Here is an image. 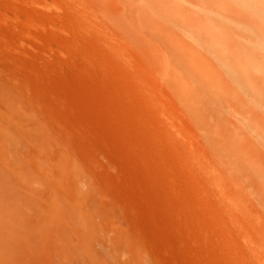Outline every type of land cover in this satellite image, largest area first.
<instances>
[{
    "label": "rangeland",
    "instance_id": "1",
    "mask_svg": "<svg viewBox=\"0 0 264 264\" xmlns=\"http://www.w3.org/2000/svg\"><path fill=\"white\" fill-rule=\"evenodd\" d=\"M30 1H32V2H30ZM35 1L36 0H0V34H2L7 39L6 40L5 38H3L2 40H0L1 41L0 42V51H2V53H4L5 55H8L9 57L10 56L13 57L12 59L15 58L14 60H15V62H17L16 64L17 65L19 64L17 66V68H18L17 73L19 72L18 74L20 76L27 77L30 80L31 84H30L29 90H31V88H34V89H32L31 91L28 90V92H29L28 94L33 96L32 97L33 98L32 99V106L30 105L31 107L30 106H28V107L30 108V110L34 111V113L32 114L34 116V118H35V115H34L35 112L37 110L44 109L42 107L46 106L48 109L50 107V110H52V114H54L53 122L55 124L59 123L58 125L57 124L55 125L52 122V125H50V124L46 125L45 119H44L45 117L40 118L41 121L43 122L41 124L42 129L41 128L40 129H41V132H43V133L39 132L38 133L39 136L37 135L36 139H37V141L38 140L43 141L47 146V151H49L48 153L50 154V158L52 161L48 165V175L50 176V179L48 178L47 183L44 187H42L40 185V183L38 184L37 181H34V183L32 184L30 195L32 196V198H35L36 200H37V198L42 199V197H44L47 199V201L50 200L49 202H51L52 199H53V201L55 200L56 195H57V197L62 198V196H60V195L64 194V187L62 189L63 185L60 186L58 184V186H57V184H56L57 187H54L55 185H54L53 180L51 178V175H52V177H55V175H57L56 167H57L58 162L56 163L54 161H57L56 158H58L57 157L58 153L60 154V152H58V151H62V150L69 151L68 146H66L67 150L64 147H62V148H64V149H62L60 146V142L62 143L66 139V138H64L65 135L62 133V131H59V130H61L60 126H59L61 124L60 122H62L63 120H66L68 122H71V120H72V121L77 122L78 124H82V126H81L82 128L79 125H78V127H76L78 130L75 129V131H74L73 128L70 129V127H68L70 130L67 128L66 131L69 133V134L67 133L68 136H70V134L74 131L72 133V134H74V137H76L77 140L80 138V141L76 140L77 146L84 147V148L86 147V150L89 149L88 150L89 154L92 155L100 163L99 164L98 162H94L93 166L91 165L93 167V168H91L92 170L90 168L89 169L84 168L83 175H84V178H88V180L91 179L93 184L96 186L98 185V181H99V186H98L97 190H99L100 192L99 191L98 192L101 194H98L97 191L96 192L91 191L89 189V186L85 183V180H87V179H85V180L83 179V182H82L83 184L80 182L81 184L79 183L78 187L80 186L79 187L80 190H82V189L84 190V192L82 190L83 193L81 195H83V200L86 203L84 204L83 203L84 201L81 200L80 209H78L75 212L76 215L75 214L72 215V217L75 218V219H73V223H75V226L72 229V231H70V232H69V230L66 231V234H64L63 240L62 239L58 240L56 243H53L50 245H43V244L41 245L40 243L37 242V239L39 237L41 238L42 236H44L45 233H47L52 239L54 237H56V230H54L53 224L56 222L61 223V222L66 221L70 216L69 212H67V211L65 212L63 210H55V212L51 213L49 218L38 219V214L35 211H33V213H31V215H28L27 219L15 221L16 227L18 226L19 229L22 231V233L23 232L28 233V234L30 233L29 235H30V237L33 241V244L37 250L38 255L34 256V258H33L34 261L32 260V264H160V263L164 262L163 258L165 259L164 254L166 253V250H167L166 254H169L168 253V250H169V252H170L169 255H171L172 257L169 255H168V257L171 258V260L174 264H229V263L230 264H241V263L247 264L248 262H249L248 264H258V262H261V261H262V263H264V257H262V256H264V247L261 249V244L260 243L258 244V242L255 241L256 240L255 236H253V235H255L253 233L255 230L254 228L257 227L256 224L259 223L261 220V218H259L258 214H257V211L260 209L255 208L254 206L250 205L249 203H247V204L246 203L245 204L239 203L238 204V202H242L241 197H240L241 195H245V194L253 195V194H255L258 191V188L260 187V185L262 184V179H261V181L260 180L258 181V179H260L261 177H258L257 175H256L257 177L253 176V174H252L253 170L251 168L249 169L250 166H248L243 161V159L241 158V156L243 157V155H241V154H243L245 152V150H242V149H243V145L245 144L244 140L247 139V137H248V135H247L248 132H247L246 128H244L243 123H245V125H246L249 123V120H252V119L254 120V121L252 120V122L257 121V122L264 123V113H262V109L264 110V106H263L264 104H261V102H259L260 106L257 105L256 104L257 102L255 101L254 98L253 99H254L255 103H253V101H251V103H249L250 102V100L248 101L249 98L244 96V99L246 100V104H247V109H249V111L236 109V113H234L235 110L233 109V111H232V109L227 106L228 104L226 105L224 100H221V102L217 101V100H220L219 97H217L219 99H217L216 97H213L214 101H213V99H210V101H209V99H208V101L204 100L205 102L201 101L202 103L200 101H198L201 103V104L199 103L202 106V107L201 106L200 107L206 110L205 112L208 111L209 113L210 112L213 113V114H211V116L209 118V114H208V116H206L207 114L203 110L204 114H206V115H204V117L202 119L203 124L205 126H206L207 121L205 120L206 122L204 123V119L209 118L210 122H208L207 125L209 123H211V124H213L212 127L216 128V129L220 128L221 130L220 129L219 130L222 132L223 131L222 129L226 128V127H225V124L221 121V118L222 119L226 118L228 120H231V122H232V120H233L232 116L234 115V120H233L234 123L232 122L233 125H230L229 128L231 130L234 129V131L233 130L231 131V133H233V136L230 134V138L232 139V137H233V140L230 141V144H231V146L233 145L232 146L233 148H231V150L235 153L234 154L235 156L232 153V155L235 158L234 159L231 158L233 156H230V158L235 160L236 162H237V160H239L241 158L239 161H241V160L242 161H241V163L237 162V164H236L233 160H231L233 162V164H231L232 162L230 161L229 157H228L229 160L226 157L224 158V160H221L222 158L219 156L216 157V160L218 161V163H220V164H218V165H220V167H222L223 169L224 168L226 169L223 171V172H225L224 176H227L226 173L228 170L230 171V172H228V177L231 176L230 173H232V172H233V174H236V175H232V176L237 177L235 179V181L236 182L238 181V185L233 183V181H234L233 180L232 182H230V184L232 183V185H230V186L233 187L234 186L233 184H235V187L237 186V190L234 191V193L235 192L239 193V191H240V193H239L240 196L238 197V195H237L238 193L237 194L236 193L235 194L229 193V188H228L229 184H226V181L221 180L218 182H210L209 176L212 175L213 177H215L219 174L215 170V166H213L214 164L210 165L213 168V169H211V173H212L211 175L205 174L204 172H201V171H200V173L195 171V166L192 165V164H194V162L196 164V162L203 160V161L199 162L200 164H202L200 166L203 168L206 167L205 163L208 164V162L202 156H201V158H199L200 155L197 154L194 150H191L188 147L190 150V152H189V150L187 149L188 139L186 137V134H187L186 128H184V129L182 128L184 130V133H186V134H184V133L183 134H178V133L176 134V132L174 130H172L170 127L167 128L168 126H166L167 124L165 121H166V114L167 113H168L167 115H172V113L174 114V111L177 109H180V110L182 109V112H185L184 108H186V111H191V113H193V111H197V109L200 108L199 106H197L199 104L195 103V102H197L196 101L197 98L192 99L193 102L195 101L194 104H193L192 100L190 99V101L192 103H190L189 101H187V102L185 101V104H184V102L179 103L178 105H174L175 108H172L169 105L171 103L169 100L158 102L159 98L157 96L146 95L147 90H151L153 87L154 88L152 90H154L155 87H160L161 86L160 84H162V86H163V83L161 82V78L157 74H154V70H152L151 68L150 69L153 73L149 72L150 69H149V66H147V64L140 61L139 59H136L138 64L137 63H134L133 65L131 64L133 67H131V65H129L130 67L128 65L125 66V64L123 65V63H121V61L120 62L116 61V59H113V61H112L111 59H108L106 57V54H105L106 52L104 53L98 49H94L93 47H91L85 43H82L80 41L77 33H76L77 32L76 31V24H75L76 20L74 18L75 15L73 13L74 12V9H73L74 6L70 1H68V0H55V4H57L58 6L56 5L55 10L50 11V15L52 16V21H51L50 17L46 16L47 11H46L44 6L43 7L34 6ZM66 4H67V6H66ZM67 11H70V17L68 18L70 21H68V19H67V21H64V18H63ZM101 12L99 11V14L97 13L98 16L99 15L101 16L100 18H104L109 14L107 11H104V12L101 11ZM21 15L28 16L29 17L28 19L31 18L32 20L30 19L28 21H34L33 22L34 26L33 27L28 26L27 27V25H25V23H24L25 18H22ZM35 16H37V17H35ZM4 17H7V18H4ZM1 18L3 19V22H2ZM37 18H39V19H37ZM5 19H7V20L4 21ZM46 19L50 20V21H46ZM55 19L57 20L56 22H55ZM8 20H10V21H8ZM4 22H5V24H4ZM65 22H67V24ZM53 23H57L56 26ZM12 24H13V26H12ZM20 24H21V26H23L24 29H22L20 27ZM52 24H53V27H52ZM60 24L65 26V29L67 32L63 31V32L58 33L60 31L59 30ZM55 28H58V29H55ZM69 28H70V30H69ZM72 28L73 29L75 28L74 29L75 32L72 31L73 30ZM19 31H24L29 36V37H27V40L25 42H22L19 40ZM64 32H66V33L64 34ZM62 33H63V35H62ZM42 39H43V41H42ZM242 39H244V41H245L247 39V36H246V38L245 37L240 38L239 41ZM8 40L12 41V44L10 46L7 45ZM48 41H50V42H48ZM256 41L259 42L258 40H256ZM1 43H3V44H1ZM76 43L78 46L76 45ZM243 43H245V42H243ZM50 44H54V46H52ZM27 45L29 47H27ZM4 46H5V48H4ZM68 46H70V47H68ZM8 47L10 49H6ZM14 47H16V48L18 47L17 49L20 48L18 50V52L22 51V50L25 51L29 58H27V56L25 58H20L18 55H16L17 49ZM132 47H133V45L131 43H128L126 45V47L122 48V51L130 49ZM57 48H59V49H57ZM15 49H16V51L14 54ZM46 49H48V50H46ZM102 56H103V58H102ZM169 60L166 59V60H164V62L165 61L168 62ZM169 62L171 63V65L169 64ZM169 62H168V64L165 62L167 64V66L168 65H170V66L174 65L172 61H169ZM2 63H4V62H0V66H1L0 67V75L3 76L5 74L4 72H8V68H7V66H5L6 65L5 63L4 64H2ZM140 64L142 65V68H141V66H138ZM191 65H194V67H192ZM187 66L186 67L188 68V72L186 74H188V75H186V78L188 80H189V78H190V80H192L194 78L192 81H194L195 83L200 84V85L206 84L209 81L210 82L216 81L217 77L219 75L220 76L218 77V81L219 80L223 81L222 79H224V81H225L228 78L225 76L227 73H225V75H224L223 74L224 72H229V73L232 72V74L234 73V71L228 70L229 68L228 69L223 68V67L219 68L218 66L214 67V68L210 67L211 71L212 70L214 71V69H215L216 70L215 73L216 74L218 73V76H215L214 73H213L214 75L212 74L213 71L211 72L208 67H202L198 63L197 64L191 63L190 65H187ZM143 67H144V69H143ZM132 68L134 69V71L132 70ZM193 68L198 69V72L195 73L196 75L195 74L193 75V73H191L192 71H189V69L191 70ZM203 68H205L206 74H205V72H203L204 71ZM143 70L146 72L144 73ZM217 70H219V71H217ZM1 72H3V73H1ZM148 72H149V74H148ZM8 74H9V72H8ZM190 74H192V75L189 76ZM6 75H7V73H6ZM6 75H4V76H6ZM205 76H206V78H205ZM221 76H222V79H221ZM229 76H230V74L228 75V77ZM206 79H207V81H206ZM127 80H129V81H127ZM190 80L188 82H190ZM192 81H191V83H192ZM203 81H205V83ZM126 85H128L127 87H129V88H127ZM242 86H244V85H241V84L239 85L240 88L244 89ZM235 87H238V86H235ZM134 89H136V90H134ZM138 89H143L140 92V94H139ZM38 90H39V92H38ZM130 92L132 94H130ZM201 92H199L198 96L201 95L200 94ZM39 94H41L42 96L45 97V102L43 104L40 101V99H38L36 97ZM204 95L205 94H202V96H204ZM135 96H136V99L134 98ZM55 97L58 98L59 100L58 99L57 100L60 101L61 104L63 105L62 110H61L62 105L60 103L58 104L57 100L55 101ZM140 98H142V99L140 100ZM255 98H256V96H255ZM156 99H158V100H156ZM130 100H131V102H130ZM137 100L139 103L137 102ZM142 100L145 102H143ZM211 100H212V102H211ZM161 102H163V103H161ZM207 102L213 103V105H212L213 107H211V109L214 108V105H216V104L218 107L215 106L216 107L215 110L222 107V105H223V107L224 106H227V107L224 108L225 111L223 108H221L219 110V113H218V111L215 112L214 109H212V111H211V109H210L211 105L209 106V108L204 107ZM141 103H143V104H141ZM209 103H208V105H209ZM4 104H5V102L0 101V110H2L3 113L6 110V104L5 105ZM65 104H67V105H65ZM138 104H140V105H138ZM253 106L256 108H254ZM257 106L261 109V111L257 109ZM2 107H4V108H2ZM68 108H70V109L72 108L71 109L72 116L70 114L71 111H69L70 109L68 110ZM65 109L68 110L69 112H67ZM98 109L101 111V113L98 111ZM123 109H124V111H123ZM63 110H64V112H62ZM74 110H77V111L75 112ZM171 111H172V113H171ZM226 111H229V113L227 112L228 114H226ZM245 111L248 112L247 114L249 116L246 115ZM53 112H55V113H53ZM77 112H81L82 114L81 113L78 114ZM128 112H129V114H128ZM63 113H64V115L61 116V114H63ZM89 113H91V114H89ZM231 113H234V114H231ZM214 114H219L218 118L222 115L223 116L220 117L219 118L220 120H219L217 118V115L215 118ZM238 114L240 115V117L241 116L242 117L247 116L248 120L244 117V118H242V120H243L242 121ZM235 115L237 116V118L238 117L240 118L239 121H238V119H236ZM84 116H87V117L84 118ZM73 117L75 120L73 119ZM92 117H94L93 120L95 119V122L96 121L99 122L98 126L100 128H102V130H104L105 127H107L108 130H110V134L112 133V134H114V136H117V134H118V131L116 134L115 130H113V129H117V127L115 128V126H120V124H119L120 122H121V125H123L125 123L123 125V127H125V129H124L125 134L131 138L135 137L139 141L138 145L136 146V148L138 147L137 150H135L136 148H132L133 150L136 151L135 152L136 154H134V152H132L133 151L132 149L130 151L126 152V154L128 155V157H126V159L128 161V165L130 164L129 166L127 165V168L129 170L130 176L132 175V177L130 178L131 181H130V179H129V181L132 183V187H134L132 192L135 195V197H134V195L132 194V196H130V198H128L129 203L125 202L126 200H124V199H120L118 196L116 198V195L114 193H112V191L109 192L106 188L108 186L109 180L112 181V178H113V181L115 179H116L115 181H117L116 175L119 177L117 184L120 183L119 180H120L122 175L119 172L120 168L116 169V167H118V165L117 164H116V166L114 165L115 160L112 157L109 150H108L109 152L108 151L107 152L110 155H107L108 154L106 152L107 149H105L107 146L105 145V142H103L104 140H101L104 138L105 135H107V134L110 135L109 132H107L108 130L106 131L107 128L105 129V132H107V133H105L103 131L104 133L102 135L100 133H96L94 131H91V129L88 128V126L86 127L85 123H87V125H88L87 120H90ZM230 117H231V119H230ZM65 118H67V119H65ZM76 118L79 120H77ZM103 118H105V119H103ZM115 118H116V120H118V122H116L115 123L116 125L113 126ZM213 118H214V120H213ZM81 119H84V121L83 120L81 121ZM85 119H87L86 120L87 122H85ZM111 119H114V121H112V123L110 121ZM161 119L163 122H161ZM216 122H218V123H216ZM100 123L103 125L102 127H101V125H99ZM126 123L129 125H127ZM163 123H165V124H163ZM241 123H242V125H241ZM47 124H48V122H47ZM239 124H240V126H243L244 130L240 131L238 129V128H242V127H239ZM47 126L50 128H48ZM141 126L143 127V129L141 128ZM85 127L87 128L86 129L87 131L85 130ZM109 128H111V129H109ZM89 129L91 132L89 131ZM165 129L171 130V131H169L170 135L168 134V131H167V133H165V131H166ZM237 129H238V131H237ZM76 131L80 134L78 135ZM201 132L202 133H200V135H201L200 139H205V137H206L205 132H203V131H201ZM72 134H71V136H72ZM92 134L95 137H93ZM263 134L261 135L262 137L264 136ZM101 135L103 136V138ZM249 136H251V133H249ZM59 137H60V139H58ZM141 137L143 139H141ZM174 138H175V140H174ZM217 138H218V140H216V143L215 142H214L215 144L212 143V144H214L213 145L214 147L212 145L211 146H212V148L217 149V150L215 149V151L222 152L224 150V146L222 144L224 137L218 135L216 137V139ZM253 138L256 140V138L254 136H253ZM257 139H259V138H257ZM260 139H262V138H260ZM141 140H143V141L141 142ZM263 140H264V137H263ZM109 141H110V139H109ZM111 141H110V143L113 142V141L112 142ZM258 141L260 142L261 140H258ZM258 141L256 140V143L258 145L257 146L258 149L251 154L255 159L258 160V162H260V164L264 165V142L262 141L263 146H261V142L259 143ZM80 142L83 143L84 146ZM103 143H104V145H103ZM58 145L60 146V148L58 147ZM77 146L74 145V147H76V148H77ZM185 146H186V148H185ZM234 147L237 148L235 151H234ZM144 150H145V152H144ZM56 152H58V153H56ZM111 152H112V150H111ZM56 154H57V156L55 157ZM126 154L124 156H126ZM130 154H132V155H130ZM179 154L180 155L182 154V156H180ZM187 154H188V156H187ZM194 154H196V155H194ZM238 154H240V155H238ZM244 155H246V154L244 153ZM189 156L191 158H189L188 163H187V161L185 163V161H183L182 158H180V157H183V159L188 160ZM195 157H198V159ZM237 157L239 159H237ZM110 158L112 160H110ZM192 158L193 159L195 158V160H193ZM53 159H55V160H53ZM152 159H154V161ZM180 159H181V161H180ZM262 159H263V161H262ZM108 160H110V161L108 162ZM150 160L152 161V163ZM158 160H159V162H158ZM221 161L223 164L222 166H221ZM107 162L109 163L108 166H107ZM112 162H113V164H112ZM243 162L245 164H243ZM94 164H95V167H94ZM98 164L100 167L99 171H101L102 169L105 168V170H102L101 173L97 172ZM189 164L193 166L192 170H191V166ZM203 164H204V166H203ZM112 165H114V166H112ZM188 165H189V167H187ZM238 166H240V167H238ZM241 166L243 169L241 168ZM108 167L109 168L115 167V168H111V171H110ZM151 168L155 169L156 173H154L155 170H151ZM156 168H158V169H156ZM236 168H237V170H236ZM239 168H240V170L238 171ZM94 169H96V170H94ZM241 170L244 172V174L242 173ZM95 171H96V173H95ZM108 171H110V172H108ZM258 171H260L262 173L264 171V169H260V170L258 169ZM111 172H114L115 176L112 175L113 173L111 174ZM239 172H241V173H239ZM247 172H249V173L246 174ZM190 173H192L191 174L192 176L189 175ZM91 174H95L96 178H94L95 176L93 177V175H91ZM107 174L110 176L112 175V176L110 177ZM152 174L154 175V177ZM85 175L88 177H86ZM133 175H134V177H133ZM155 175H157V177H155ZM196 175H198V176L200 175V176L198 177ZM262 175L264 176V172L262 173ZM101 176H102V179L104 178L103 180L105 182L102 179H100ZM106 176H108L110 179L107 178ZM184 176H186V177H184ZM219 176L221 177L220 174H219ZM97 177H99V178H97ZM245 177H247V178H245ZM133 178H135V179H133ZM192 178H194V179H192ZM173 179H175V180H173ZM178 179H180V180H178ZM195 179H197L196 180L197 182H195ZM242 179H243V181H242ZM101 181H103L104 183H107V186L104 187L103 186L104 183ZM100 182H101V184H100ZM191 182H192V184H191ZM245 182L248 184L247 186H246ZM35 183H37V184H35ZM84 183L87 186H84L85 185ZM193 183H195V185ZM200 183H202L204 186ZM139 184H141V185H139ZM240 184H241V187L239 186ZM136 185L137 186L139 185L138 188ZM163 185L165 187L162 188L161 186H163ZM100 186H103L104 190ZM168 186L170 188H168ZM182 186L184 188H182ZM205 186H206V189H205ZM221 186H223V187H221ZM174 187L176 190L178 188V190L176 191L174 189ZM150 188H153V191ZM139 189H142L141 193L140 192L138 193L135 191V190L140 191ZM166 189L168 191H166ZM230 189L234 190L235 188L230 187ZM60 190L63 194H61ZM154 190H155V193H154ZM232 190H230V191H232ZM241 190H243V191H241ZM105 191L106 192L108 191V193H106ZM209 191H210V193H209ZM173 192H174V194H173ZM212 192H215V195L217 194V197ZM94 193H96L102 197H99L98 195H96ZM135 193H138V194L136 195ZM145 193H147V194H145ZM223 193H226V195L229 194L231 196L233 194L235 198L231 197V199L233 200L232 201L230 199V196H229L228 197L230 199L229 200L226 195H225L226 197L224 195H222ZM102 194L104 196H106L107 194H109V195L112 194L111 195L112 198L109 197V195H107V197L104 198V196ZM141 194H142V196H141ZM139 195H140V198H139ZM143 196L145 197V199H143L144 198ZM81 197L82 196H79V198H81ZM113 197H115V199ZM141 197H143V198H141ZM205 197H206V199L209 198L208 202H207V200H205ZM218 197H219V199H221L220 201H219ZM131 198H134L137 201H141V202H137V205H136L137 210H138L137 206H140V203H142V202H143L145 207L148 206L147 209L145 208L146 210H143L144 206L141 204L143 206V209H141V207H142L141 206L139 209V212H136V210L134 209L135 208L134 203H136V202L134 201V203H132L133 199H131ZM193 198H194V200H193ZM224 198H226V199H224ZM236 198H237V200H235ZM117 199H119V200H117ZM238 199H239V201H238ZM175 200H177L178 202L177 201L175 202ZM203 200H205V201H203ZM209 200H210L211 204H209ZM227 200H228V202H227ZM114 201L116 202V204L117 203L121 204V202L124 204H121V205L117 204V205H115L116 207H114L113 206L115 204ZM130 201H132L131 202L132 203L131 208L133 210L129 206ZM110 202H112L114 204L111 206ZM204 202H206L208 205H211V206H214V204H215L216 207H219L218 208V209H220L219 212L222 211L223 208H224V210L227 209L225 211L223 210L221 212V214L219 213L220 214V216H219L218 212H217L218 209L216 210L215 206H214L215 208L212 207V208H214L213 210H215V212H217V214L215 213L217 215L216 216L217 219L219 218V220H222V223H224L223 225L226 227V228H224L225 230H219L220 231L219 232L217 230V228L214 226V224L212 223L213 221L210 220L211 218L209 219L208 213H206L204 211L196 212V210H198L199 207H201ZM125 203H126V205H125ZM228 203H229V205H227ZM193 204L195 207L193 206ZM235 204H237V205H235ZM124 205L125 206L128 205L127 208L129 207V209L125 208ZM172 205H173V207H171ZM232 205L234 206V208H232L233 207ZM117 206L118 207L122 206V207H120L121 210ZM179 206L186 207V212L185 213H179L177 210V208ZM221 206H223V207L220 208ZM225 206H228L229 210ZM113 207H114V209H113ZM83 208H84V210H83ZM122 208L124 210H127V212L129 211V213L133 212L132 214H129V217H130V215H132L131 218H134L133 220L135 222L137 220L144 222V224H143L144 228H142V227L139 228L138 225H137L138 226L137 227L135 222H133V224H132L133 226H132L130 224V222L132 223V220H130V222L128 221V218H129L128 214L126 213V215H125V212L124 213L122 212V211H124V210H122ZM243 208H244V211H243ZM254 208L256 210H254ZM110 209H112V210H110ZM148 209H150V210H148ZM134 210H135V212H134ZM141 210L143 211L142 213L140 212ZM151 210H153L154 212ZM237 210H238V214H236ZM56 211H58V212H56ZM158 211H159V213H158ZM226 211H229L227 215H226V213H227ZM117 212H118V215H117ZM120 212L122 213V215H120L121 214ZM164 212H168V214L171 212L169 214V217H171V218H170V221L168 223H165L166 221H163V220L161 221L163 224L161 223L162 227L159 226V228H161V229H159V232L163 233V234L165 233L164 238L166 239V242L168 241L170 243L167 242L168 243L167 249L164 248L165 247L164 245H162L161 246L162 250H161L159 248L155 249V248H152L151 246H148L149 245L148 242H150V241H148L147 239L150 238V240L155 242V237H153V236H156L157 233L155 234L154 232H158V230L155 229L156 227L154 226V224H151L152 219H154L152 217H155L157 214L163 215ZM231 212H233V214ZM78 213H80V214H78ZM135 214H136V217H135ZM139 214H140V216L141 215L142 216L140 217ZM79 215H80V217H79ZM133 215H134V217H133ZM170 215H172V216H170ZM222 215H224L226 217V218L223 217L225 219H227L228 216H230L229 220L228 221L226 220V222H229L228 224L225 223V220L223 222V219H220V217L222 218ZM232 215L234 216V219H233ZM121 216H123L124 218L126 217L127 220L126 219L124 220V218ZM196 216H197V218H196ZM207 216H208V218H206ZM235 216H236V218H235ZM246 216H249V218H247ZM143 217H145V219H141ZM198 218H200V221H199L200 224L203 223L201 221V218H202V220L204 222H205V220L208 219V222L212 226H210V224H209L208 225L209 227L207 228L208 230H206V229L203 230L202 229V228H204L203 224L197 225V223H199V222L196 219H198ZM255 218L256 219L258 218L256 220L257 222L253 221L252 223L254 225L253 224L251 225L249 222H251L252 220H255ZM36 219H37V221H36ZM53 219H55V220H53ZM58 219H60V221ZM237 219L239 220V222L236 221ZM246 219H248L247 220V221H249L248 223H247ZM145 223H147V224L149 223L148 224L149 226L145 225ZM261 223H259V224H261ZM238 224H240V226ZM152 225H153V227H155L154 228L155 231H154V229L152 230V228H153ZM174 225H175V227H174ZM228 225L230 226L231 229L228 228L229 227ZM262 225H264V224L262 223ZM184 226L186 227V230H185ZM251 226H252V228L254 226L253 230L251 229ZM182 228H184V229H182ZM259 228H260V226H259ZM74 229H75V231H74ZM200 229H201V231H200ZM210 229H212V230H210ZM226 229L227 230L230 229V232H229V230L227 231ZM144 230H146V231L144 232ZM147 230H148V232H147ZM140 231L143 233H141ZM211 231H213V232L216 231L215 235ZM226 231H227V233L224 234ZM81 233L84 235H82ZM144 233L146 234V236ZM195 233H197V234H195ZM199 233H201V234H199ZM251 233L253 235H251ZM138 234H139V237H138ZM150 234H153V236ZM244 234L246 237H244ZM249 234H250V238L248 237ZM85 235L87 238L86 237L84 238ZM185 235H186V237H185ZM193 235L195 237H193ZM140 236H142L143 238L141 237L142 239H140ZM189 236H191V238L193 237L192 238L193 240H191V238ZM213 236L216 238H214ZM82 237H83V240H82ZM187 237H188V239H187ZM242 237H244V238H242ZM251 237H254V238L251 239ZM223 238H224V241H223ZM211 239H212V241H211ZM213 239H214V241H213ZM180 240H182V241H180ZM35 241L37 242V244L35 243ZM157 241H158V239L156 240V242ZM185 241H186V243H185ZM248 241H250V243ZM251 241L254 242L255 244L251 243ZM145 242H146V244H144ZM212 242H214V243H212ZM215 242H217V243H215ZM241 244L244 246H242ZM219 245H223V246H219ZM195 247H196V249H195ZM251 247L255 248L257 252L255 251L256 253H253L252 249H250ZM151 248L153 249L152 252L150 251ZM175 248H176V250H174ZM157 249H158V251H157ZM154 250H155V253L153 254ZM163 250L165 251V253L163 252ZM196 250L198 251L197 254L194 253ZM188 251L192 252V253H189ZM233 251H234V253H232ZM251 251H252V253H250ZM141 253H142V255H141ZM161 253H163V255H161ZM261 253H262V255H261ZM224 254L228 255V256H229V254H231V256H229V258H230L229 263H226L227 260H224L225 259ZM256 255L258 256L257 260H256ZM165 256L167 257V255H165ZM178 256L180 258L182 257L181 260ZM245 256L248 259H246L245 262H243V260L241 259V261H240L241 263H240L239 262L240 258H242V257L244 258ZM253 258H254V260H253ZM236 259H238V260L236 261ZM249 260H251V261H249ZM253 261H255V262H253Z\"/></svg>",
    "mask_w": 264,
    "mask_h": 264
},
{
    "label": "bare ground",
    "instance_id": "2",
    "mask_svg": "<svg viewBox=\"0 0 264 264\" xmlns=\"http://www.w3.org/2000/svg\"><path fill=\"white\" fill-rule=\"evenodd\" d=\"M68 1H70L74 6V8L73 7L72 8L74 9L73 13L75 15L74 18L76 20L75 21L76 22L75 23L76 24V31H77L76 33H77V35H78V37L82 43H85V44L93 47L94 49H98L104 53L106 52L105 54H106V57L108 59H111L112 61H113V59H116V61H119V62L121 61V63H123V65L125 64V66L126 65L129 66L131 64L133 65L134 63L138 64L136 59H139L140 61L147 64V66H149V69L151 68L152 70H154V74H157L161 78V82L163 83V86H162V84H160L161 86L155 87L154 90H152L154 87L151 90H147L146 95L157 96L159 98L158 102L169 100L171 102L169 104L170 107L175 108L174 105H178L179 103H183V102L185 104V101L186 102L189 101L190 103H192L193 98L194 99L197 98L196 99L197 102H195V101L194 102L199 104L201 101H204V100L208 101V99L210 101V99H213V97H216V98L219 97L220 100H217L219 98H217L216 100L218 102L219 101L221 102V100H224L226 105L228 104L227 106L230 107L232 109V111H233V109L235 110L234 113H236V109L249 111V109H247V104H246V100L244 99V96L249 98L248 99V101L250 100L249 103H251V101H253V103H255L254 102V99H255V101L257 102L256 103L257 105H259V102H261V104H264V0H68ZM30 2H32V1H30ZM56 5L57 4H55V0H36L34 3V6H38V7L44 6L45 7V9L47 11L46 16L50 17L51 21H52V16L50 15V11L55 10ZM66 6H67V4H66ZM70 11H67L66 14L64 15V17H63L64 21H67V19L70 17ZM99 11L100 12L101 11H103V12L107 11L109 14L104 18H100L101 16L100 15L98 16ZM37 16H35V17H37ZM21 17L25 18L24 23H25V25H27V27L28 26H30V27L34 26L33 25L34 21H28L31 18L28 19L29 17L26 15H21ZM4 18H7V17H4ZM37 19H39V18H37ZM47 19H46V21H50ZM6 20L7 19H5L4 21H6ZM8 21H10V20H8ZM56 21L57 20L55 19V22ZM68 21H70V20L68 19ZM2 22H3V19H2ZM57 23H53V24H55V26H56ZM65 23L67 24V22H65ZM4 24H5V22H4ZM53 24H52V27H53ZM12 26H13V24H12ZM20 27L22 29H24L23 26H21V24H20ZM55 29H58V28H55ZM74 29L72 31H74ZM59 30L60 31L58 33L66 31L65 26L60 24ZM69 30H70V28H69ZM66 32H64V34ZM62 35H63V33H62ZM246 36H247V39L245 41H244V39L240 40L242 42L241 43L239 41V39L243 38V37L246 38ZM27 37H29V36L27 35L26 32L19 31V40L20 41L25 42L27 40ZM3 38H5V37L2 34H0V40H2ZM43 39H42V41H43ZM256 40H258L259 42H257ZM48 42H50V41H48ZM243 42H245V43H243ZM3 43H1V44H3ZM7 43H8L7 45L10 46L12 44V41L8 40ZM128 43H131L133 45V47L130 49L122 51V48L126 47V45ZM50 45L54 46V44H50ZM76 45H77V43H76ZM27 47H29V46L27 45ZM68 47H70V46H68ZM4 48H5V46H4ZM14 48H16V47H14ZM6 49H10V48L8 47ZM16 49L14 50V54H15ZM19 49H17L16 55H18L20 58H25L26 56H27V58H29L25 51L22 50V51L18 52ZM48 49H46V50H48ZM57 49H59V48H57ZM12 58L13 57H11V56L9 57L8 55H5L4 53H2V51H0V62H4L6 64L5 66H7L8 72H9V74H8V72H4L5 73L4 75H6V73H7L6 76L0 75V101L5 102V104H6V110L4 109L5 110L4 113L2 112V110H0L2 112V113L0 112V264H32V260H33L34 256L38 255L37 250L33 244V241L31 239L30 235H29L30 233L29 234L24 233V232L22 233V231L19 229V227L18 226H17L18 228L16 227L15 221L27 219L28 215H31V213H33V211H35L38 214V219L49 218L51 213L55 212V210H63L65 212L67 211L70 213V216L66 221L61 222V223L56 222L53 224L54 230H56V237H54L52 239L47 233H45L46 235L44 234V236H42L41 238L39 237L37 239V242L40 243L41 245L42 244L43 245H50V244L56 243L58 240H61V239L63 240L64 234H66V231L69 230V232H70L74 228L75 223H73V219H75V218H73L72 215L75 214V212L78 209H80L81 200L84 201L83 195H81L84 192V190L82 189L83 190V192H82V190H80V188H79L80 186L78 187V184L80 182L82 183L83 179L84 180L87 179V180H85V183L89 186V189L91 191H95V192L97 191L98 194H101V193H99L100 191L97 190L98 186H99V181H98V185L96 186L93 184L91 179L88 180V178H84V175H83L84 168H86V169L90 168L91 169V168H93L92 167L93 163L98 162V161L92 155L89 154V151H88L89 149L86 150V147L84 148V147L77 146V141L78 140L80 141V138L78 137L79 139L77 140L76 137H74V134H72V133L75 131V129L78 130L76 128V127H78V125L81 127L82 124H78L77 122L72 121L71 119H70L71 122L63 120L62 122H60L61 124L59 126H60L61 130H59V131H62V133L65 135L64 138H66V139L64 142H62V143L60 142V146H61V148L64 147L66 150H67L66 146H68L69 151L62 150V149H64V148H62L61 149L62 151H58V152H60V154L58 152H56V153H58V156L56 154L55 157L57 156L58 158H56L57 161H54V162H56V163L58 162L57 167H56L57 175H55V177H52V175H51V178H52L53 183L55 185L54 187H57L58 184L60 186L63 185L62 189L64 187V194L60 190L61 194H63V195H60V196H62V198L57 197V195H56L55 200L53 201V199H52L51 202H49L50 200L47 201V199L44 197H42V199L37 198V200L35 198H32L30 193H31V188H32V184L34 183V181H37L38 184L40 183V185L42 187H44L47 183L48 178L50 179V176L48 175V165L50 162H52L51 158H50V154L48 153L49 151H47L46 144L41 140L37 141L36 137H37L39 132L43 133V132H41V129H42L41 124L43 122L41 121L40 118L45 117L44 119H45L46 125H49V124L52 125V122L54 119L53 118L54 114H52V110H50V107L48 109L46 106H43V107L41 106L44 109L37 110L34 114L35 115V118H34V116L32 115L34 113V111L30 110V108L28 107L30 105L32 106V99H33L32 98L33 96L28 94L29 93L28 90L30 89L31 82L27 77H22L18 74L19 72L17 73V69H18L17 66L19 64L17 65L16 64L17 62H15V60H14L15 58L14 59H12ZM102 58H103V56H102ZM166 59L167 60L170 59L169 61H172L174 65L170 66L171 63L168 61L170 65L167 66L168 62L165 61L167 64L164 62V60H166ZM4 63H2V64H4ZM191 63H196V64L198 63L202 67H208L210 71H211L210 67L214 68V67L218 66L219 68H222V67L226 68V69L229 68L228 70L234 71V73L232 74V72H230V73L224 72L223 73L224 75H225V73H227V74L229 73L230 76L228 77L229 74L228 75L226 74L225 76L228 79H226L225 81H224V79H222V76H221V79L223 81H221V80L218 81V77L220 75L218 76V73L216 74L215 73L216 70L214 69V71L212 70L213 72L212 71L211 72H212V74L214 73L215 76H218L217 80L214 82L209 81L206 84L200 85V84H197L194 81H192L194 78L192 80H190V78H189L190 82H188L189 80L186 78V75H188V74H186L188 72V68H187L188 66L187 65H190ZM132 65H131V67H133ZM138 66H141V68H142L141 64ZM191 66L194 67V65H191ZM143 69H144V67H143ZM151 69L149 72L153 73L151 71ZM203 69H204L203 72H205V68H203ZM132 70L134 71L133 68H132ZM189 71H192L191 73H193V75H194L195 73L198 72V69L193 68L191 70L189 69ZM217 71H219V70H217ZM145 72L146 71H144V73ZM149 72H148V74H149ZM1 73H3V72H1ZM205 74H206V72H205ZM191 75L192 74H190L189 76H191ZM205 78H206V76H205ZM127 81H129V80H127ZM191 81H192V83H191ZM206 81H207V79H206ZM203 82L205 83V81H203ZM240 84L244 85V86H242L244 89L239 87ZM127 86L128 85H126V87ZM235 86H238V87H235ZM127 88H129V87H127ZM32 89H34V88H31V90ZM31 90H29V91H31ZM134 90H136V89H134ZM138 90H139V94H140V92L143 89H138ZM38 92H39V90H38ZM131 92H130V94L133 93V92L132 93ZM199 92H201L200 96H198ZM202 94H205V95L202 96ZM255 96L257 99L255 98ZM36 97L38 99H40L42 104L45 102V97L42 96L41 94L37 95ZM134 98L136 99V96ZM57 99L58 98L55 97V101ZM141 99L142 98H140V100ZM190 99L192 100V102L190 101ZM156 100H158V99H156ZM198 101H200V102H198ZM213 101H214V99H213ZM130 102H131V100H130ZM137 102H138V100H137ZM143 102H145V101H143ZM194 102H193V104H194ZM211 102H212V100H211ZM59 103L61 104L60 101H58V104ZM161 103H163V102H161ZM208 103L209 102H207L206 104L204 103L205 104L204 107L209 108V106L211 105L210 106V109H211V107H213L212 106L213 103H209V105H208ZM141 104H143V103H141ZM200 104L197 106L200 107L201 106ZM65 105H67V104H65ZM138 105H140V104H138ZM215 106L218 107L216 104V105H214V108H212V109L215 110V108H216ZM227 106L223 107V105H222V107H220L219 109H216L215 112L218 111V113H219V110L221 108L224 109ZM4 107H2V108H4ZM201 107L200 108L197 107L198 108V109L196 108L197 111H193V113H191V111H186V108H184L185 112H182V109L181 110L177 109L174 111V114L171 111L172 115H167L168 114L167 113L166 114V121H165L167 124L166 126H168L167 128L170 127L172 130H174L176 132V134L177 133L183 134L184 133L183 129L186 128L187 132L186 131L185 132L187 134L186 133H184V134H186V137L188 139L187 149L189 150V148H190L191 150H194L197 154L200 155L199 158H201V156H202L208 162V164L205 163L206 167H204V168L201 167L200 165H202V164L199 163L200 161H203V160L196 162V164L194 162V164H192V165L195 166V171H197L199 173L201 171V172H204L205 174L211 175L212 174L211 169H213V168L210 165L214 164L213 166H215V170L221 175V177L219 176V174L217 175L219 178L217 176L213 177L211 175V176H209L210 182H218V181L224 180V181H226V184H229V186H230V185H232V183L230 184V182H232L233 180L235 181V179L237 178L236 176H232V175H236V174H233V172H232V173H230L231 176L228 177V172H230V171L227 169L228 170L226 173L227 176H224L225 172H223V171L226 169L225 168L223 169L222 167H220V165H218L220 163H218V161L216 160V157L219 156L222 158L221 160H224L225 157L230 158V156H233L235 154L231 150V148H233L232 147L233 145L231 146V144H230V141L233 140V137H232V139L230 138V134L233 136V133H231V131L232 130L234 131V129L231 130L229 128L230 125H233V123H234V121H233L234 115L233 116L231 115L233 118V120H232L233 123L231 122V120H228L226 118L225 119L221 118V121L225 124V127H226V128H223L222 129L223 131L221 132L220 128H219L220 129L219 130V129L212 127L213 124L209 123L207 125V123L210 122L209 118H210L211 114H213V113H211V112L209 113L208 111L205 112L206 110L201 108ZM254 108H256V107H254ZM62 109H63V105L61 107V110ZM69 109L70 108H68V110ZM71 109L69 111H71ZM212 109H211V111H212ZM257 109L261 111V109L258 106H257ZM68 110H66V111L69 112ZM203 110L207 115L204 114ZM74 111L76 112L77 110H74ZM98 111L101 113V111L99 109H98ZM123 111H124V109H123ZM224 111H225V109H224ZM62 112H64V110ZM227 112L229 113V111H226V114H228ZM53 113H55V112H53ZM77 113L80 114L81 112H77ZM234 113H231V114H234ZM247 113L248 112H246V115L249 116ZM262 113H264L263 109H262ZM70 114L72 116V111ZM89 114H91V113H89ZM128 114H129V112H128ZM208 114H209V118L204 119V123L207 121L206 126H205L203 124L202 119H203L204 115L208 116ZM63 115H64V113L61 114V116H63ZM214 115H215V118H216V115H217V118L219 116V114H214ZM222 116H220V117H222ZM247 116L246 117L245 116L240 117V115H239L241 120L244 117L247 119ZM86 117L87 116H84V118H86ZM239 117L237 118V116H236V119H238V121L240 119ZM93 118L94 117H92L90 120L85 119V122L88 121V125H87V123L84 122L86 124V127L88 126V128H90L91 131H94L96 133H100L103 135V133L105 132V129L107 127H105V129L102 130V128H100L98 126L99 122L98 121L95 122V119L93 120ZM105 118H103V119H105ZM65 119H67V118H65ZM73 119H74V117H73ZM230 119H231V117H230ZM77 120H79V119H77ZM82 120L84 121V119H81V121ZM213 120H214V118H213ZM252 120H249V123L246 125H245V123L242 122L244 125V128H246V130L248 132V134H247L248 137H247V139L244 140L245 144L243 145V149H242V150H245L244 153L246 155H244V153L241 154V155H243V157L241 156V158L243 159V161L248 166H250L249 169L251 168L253 170L252 174L254 177L256 175L258 177H261L260 179H258V181L259 180L261 181V179H262V184L258 188V191L253 195L245 194V195L240 196L239 195L240 191H239V193L237 192L238 194L236 192L235 193L238 195V197L240 196L241 200H242V202H238L239 201V199H238V201H237L238 204L239 203H244V204L249 203L250 205L254 206L255 208L260 209L257 211L258 217L261 218L259 223L262 222L264 224V176L262 175V173L264 171L262 173L260 171H258V169L259 170L264 169V165L260 164V162H258V160L255 159L251 154L258 149L257 148L258 145L256 143V140L257 141L261 140L260 141L261 146H263V142H264L263 137L264 136L262 137L261 135L264 133V123L257 122V121L252 122ZM110 121L112 123V121H114V119H111ZM47 122H48V124H47ZM116 122H118V120H116V118H115L113 126L116 125L115 124ZM161 122H163L162 119H161ZM216 123H218V122H216ZM242 123H241V125H242ZM119 124H120V126H115V128L117 127V129H113V130H115L116 134L118 131L117 136H114V134H112V133H111L112 134L111 135L110 130H108V128H107L106 131L108 130L107 132H109V134L111 136L107 134L103 138V136L101 135L103 138L101 140H104L103 142H105V145L108 147V148L107 147L105 148V149H107L106 152L109 150L112 157L114 158V160H115L114 165L115 166H116V164L118 165V167H116V169L120 168V171L118 170L122 175L120 180H119L120 183L117 184L118 178H119L117 175H116L117 181H115L116 179L113 181V178H112V181H110L109 180L110 178L108 177V176H110V175H108L109 173L107 174L108 176H106L107 178H109L108 179L109 180L108 186H107V183H104L105 181L103 180L104 178L102 179V176L100 179H102L104 181V182L101 181L104 183L103 186L104 187L107 186L106 187L107 190L109 192L112 191V193H114L116 195V198L118 196L120 199H124V200H126L125 202H128L129 201L128 198H130V196H132V194H133L132 190L134 187H132V183L130 182L131 181L130 178L132 177V175L130 176L129 170L127 168L128 161H127L126 157H128V155L126 154V152L130 151L132 148H136L139 141L135 137L131 138L125 134V131H124L125 127H123V125L125 123L124 124L122 123L123 125H121V122H120ZM163 124H165V123H163ZM99 125H101V127L103 126L101 123ZM127 125H129V124H127ZM68 127H70V129L71 128L74 129V131L71 133L72 136H71V134H70V136H68L69 133L66 131V129ZM86 127H85V130L87 129ZM239 127L243 128V126H240V124H239ZM48 128H50V127H48ZM111 128H109V129H111ZM141 128L143 129L142 126H141ZM242 128H238V129L240 131L244 130V128L243 129ZM90 129H89V131H90ZM238 129H237V131H238ZM167 131L169 134V131H171V130H166L165 133H167ZM201 131L205 132V136H206L205 139H200V136H201L200 133H202ZM107 132H105V133H107ZM249 133H251V136H249ZM77 134L79 135L80 133L77 132ZM218 135L224 137L223 142H222V144L224 146V150L222 152H217V151H215L216 148L215 149L212 148V146L216 143V140H218V138L216 139V137ZM92 136H93V134H92ZM253 136L256 138V140L253 138ZM93 137H95V136H93ZM142 137H141V139H143ZM257 138H259V139H257ZM260 138H262V139H260ZM58 139H60V137ZM109 139H110V141L112 140L113 142L111 141L112 143H110ZM174 140H175V138H174ZM142 141L143 140H141V142ZM212 143H214V144H212ZM81 144H83V143H81ZM74 145H76L77 148L74 147ZM103 145H104V143H103ZM60 146L58 145L59 148H60ZM83 146H84V144H83ZM137 148L135 150H137ZM185 148H186V146H185ZM236 149L237 148L234 147V151ZM111 150H112V152H111ZM135 150L132 151V152H134V154H136ZM144 152H145V150H144ZM189 152H190V150H189ZM232 153H233V155H232ZM125 154H126V156H124ZM132 154H130V155H132ZM107 155H110V154L108 153ZM194 155H196V154H194ZM238 155H240V154H238ZM180 156H182V154ZM187 156H188V154H187ZM234 156L231 158L234 159L235 158ZM180 158H182V160L185 161V163H186V161L188 163L189 158H191V157L189 156L188 160L183 159V157H180ZM195 158L198 159V157H195ZM195 158L194 159L192 158V159L195 160ZM229 158H228V160H229ZM231 158H230V161L233 160ZM237 159H239V158L237 157ZM53 160H55V159H53ZM110 160H112V159L110 158ZM110 160H108V162ZM152 160L154 161V159H152ZM239 160H237V162L241 163L242 160L241 161H239ZM180 161H181V159H180ZM233 161L237 164V162L235 160H233ZM262 161H263V159H262ZM108 162H107V166L109 165ZM158 162H159V160H158ZM244 162H243V164H245ZM151 163H152V161H151ZM95 164H94V167H95ZM99 164L97 167L98 168L97 172L101 173V171L105 170V168L103 167L104 169L101 168L102 170L99 171V169H100ZM112 164H113V162H112ZM231 164H233V162ZM114 165H112V166H114ZM189 165L187 167H189ZM192 165H190L191 170L193 168ZM222 165L223 164L221 161V166ZM203 166H204V164H203ZM238 167H240V166H238ZM111 168H115V167H111ZM111 168H109L110 171H111ZM241 168H242V166H241ZM156 169H158V168H156ZM94 170H96V169H94ZM151 170H155V169L151 168ZM236 170H237V168H236ZM239 170H240V168L238 169V171ZM110 171H108V172H110ZM95 173H96V171H95ZM154 173H156V170ZM239 173H241V172H239ZM242 173L244 174L243 171H242ZM248 173L249 172H247L246 174H248ZM111 174L114 175L115 173L111 172ZM191 174L192 173H190L189 175H191ZM91 175H93V177L95 176L94 178H96L95 174H91ZM196 176H198V175H196ZM86 177H88V176H86ZM133 177H134V175H133ZM153 177H154V175H153ZM155 177H157V175H155ZM184 177H186V176H184ZM97 178H99V177H97ZM245 178H247V177H245ZM129 179H130V181H129ZM133 179H135V178H133ZM192 179H194V178H192ZM197 179H195V182H197L196 181ZM173 180H175V179H173ZM178 180H180V179H178ZM234 181H233V183L238 185V181L237 182L236 181L234 182ZM242 181H243V179H242ZM101 182H100V184H101ZM202 183H200V184H202ZM35 184H37V183H35ZM56 184H57V186H56ZM86 184L84 186H87ZM191 184H192V182H191ZM193 184L195 185V183H193ZM235 184H233L234 185L233 187L235 188L234 190L230 189V187L233 188L232 186H230V187L228 186L230 194L234 193V191L237 190V186L235 187ZM245 184H246V186L248 185L246 182H245ZM139 185H141V184H139ZM103 186H100V187H102L104 190ZM138 186H137V188H138ZM239 186L241 187V184ZM161 187L163 188L165 186L163 185ZM221 187H223V186H221ZM168 188H170V187L168 186ZM182 188H184V187L182 186ZM150 189H152V191H153V188H150ZM167 189H166V191H168ZM174 189H175V187H174ZM205 189H206V186H205ZM139 190L140 191H138V190H135V191L138 193L139 192L141 193L142 189H139ZM177 190H178V188H177ZM230 190H232L233 192ZM108 191L107 192L105 191V192L108 193ZM241 191H243V190H241ZM174 192H173V194H174ZM138 193H135V194L137 195ZM154 193H155V190H154ZM209 193H210V191H209ZM212 193L215 195V192H212ZM94 194H96V193H94ZM98 194H96V195H98ZM145 194H147V193H145ZM107 195H109V194H107ZM107 195L106 196L103 195L104 198L107 197ZM111 195L112 194H110L109 197H111ZM222 195L225 196L226 193H223ZM79 196H82L81 197L82 199L79 198ZM98 196L102 197L100 195H98ZM141 196H142V194H141ZM215 196L217 197V194ZM226 196H227V198L230 196V199H231V197L235 198L233 194H232V196L229 194ZM134 197H135V195H134ZM143 197H141V198H143ZM113 198L115 199V197H113ZM139 198H140V195H139ZM131 199H133V202L130 201V205H129L130 208L132 207L131 206L132 203H134V201H135L136 202V203H134L135 208L134 207L133 208L136 210V212H139L140 207L142 205L144 206L143 202L140 203V206H137L138 207V210H137V208H136L137 202H141V201H137L134 198H131ZM143 199H145V197ZM208 199H206V197H205V200H207V202H208ZM218 199H219V197H218ZM224 199H226V198H224ZM117 200H119V199H117ZM193 200H194V198H193ZM205 200H203V201H205ZM220 200L221 199H219V201ZM235 200H237V198ZM176 201L177 200H175V202ZM112 202H110V205L112 206L115 203L113 205L114 207H116L115 205H117V204L118 205L124 204L122 202H121V204H119V203L116 204L115 201H114V203H112ZM227 202H228V200H227ZM83 203L85 204L86 202L84 201ZM209 204H211L210 200H209ZM125 205H126V203H125ZM227 205H229V203ZM235 205H237V204H235ZM127 206H125V208H127ZM143 206L141 207V209H143ZM193 206H194V204H193ZM214 206H215V204H214ZM214 206L208 205L206 202H204L203 205L201 207H199L198 210H196V212L204 211V212L208 213L209 219L211 218L210 220L213 221L212 223L217 228V230L218 231L219 230H225L224 228H226V227L223 225L224 223H222V220H219V218L217 219V217H216L217 212H218V215L220 216V214L224 210V208L222 211L219 212V210H220V209H218L219 207L215 206L216 210L218 209V211L215 212V210H213L215 208ZM114 207H113V209H114ZM120 207H122V206H120ZM120 207H118V208L120 209ZM147 207L144 206L143 210H146ZM171 207H173V205ZM212 207H214V208H212ZM222 207L223 206H221L220 208H222ZM225 207L228 208V210H229L228 206H225ZM232 208H234V206ZM255 208H254V210H256ZM127 209H129V207ZM83 210H84V208H83ZM110 210H112V209H110ZM122 210H124V209L122 208ZM135 210H134V212H135ZM148 210H150V209H148ZM153 210H151V211H153ZM177 210L179 213H185L186 207L179 206L177 208ZM225 210H227V209H225ZM243 211H244V208H243ZM56 212H58V211H56ZM122 212L123 213L125 212V215L127 213L128 217H129V214L133 213V212L129 213V211L127 212V210H124ZM140 212L142 213L143 211L141 210ZM226 212H227L226 213V215H227L229 211H226ZM158 213H159V211H158ZM231 213L233 214V212H231ZM78 214H80V213H78ZM140 214H139V216H140ZM169 214H168V212H164L163 215L157 214L155 217H152L154 219H152L151 224H154V226L156 227L155 228L152 225V227H153L152 230L155 228L158 230V232H154L155 234L157 233L156 236H153V234H150L153 237H155V242L150 240V238L147 239L148 241H150V242H148V244H149L148 246H151L152 248H155V249L156 248L161 249V246L164 245L165 246L164 248L167 249L168 243H170V242H168V241H167L168 243L166 242V239L164 238L165 233L163 234V233L159 232V229H161V228H159V226H161L162 220L166 221L165 223H168L170 221L171 217H169ZM236 214H238V210H237ZM117 215H118V212H117ZM120 215H122V213ZM131 216L132 215H130V217L129 218L127 217V218H128L129 222H130V220H132V223L130 222V224L132 225L133 222H135V221L133 220L134 218H131ZM170 216H172V215H170ZM79 217H80V215H79ZM121 217H123V216H121ZM133 217H134V215H133ZM135 217H136V214H135ZM223 217H225V216L222 215V218L220 217V219H223V222L225 220V223L228 224L229 222H226V220L228 221L230 216H228L227 219H225L226 217L225 218H223ZM246 217L249 218V216H246ZM196 218H197V216H196ZM206 218H208V216ZM235 218H236V216H235ZM125 219H126V217L124 218V220ZM141 219H145V217H143ZM233 219H234V216H233ZM238 219L236 220L237 222H239ZM257 219L255 218V220H252L251 222L247 221L248 219H246V221H247V223L249 222L252 225L253 224L252 222L256 221ZM53 220H55V219H53ZM58 220L60 221V219H58ZM196 220L199 222L200 218H198ZM36 221H37V219H36ZM201 221L203 222L202 224L204 226V228H202V229L208 230L207 228L209 227L208 225L210 224L208 222V219L205 220V222H204L201 218ZM135 223H136V226L137 225L139 226V228H141V227L144 228V226H143L144 222L137 220ZM259 223L256 224L257 225L256 228H254V226H253V228L255 229L253 233L255 235H253L252 233H251V235L255 236V238H256L255 241H257L258 244L259 243L261 244V249H262L264 247V225H262V223L261 224H259ZM148 224L145 223V225H148ZM198 224L202 225V224H200V222L197 223V225ZM238 225L240 226V224H238ZM210 226H212V225L210 224ZM259 226H260V228H259ZM174 227H175V225H174ZM228 228H230V226ZM253 228L251 226L252 230H253ZM155 229H154V231H155ZM182 229H184V228H182ZM230 229H228L229 232H230ZM185 230H186V227H185ZM210 230H212V229H210ZM74 231H75V229H74ZM145 231L146 230H144V232ZM200 231H201V229H200ZM216 231L215 232L211 231V232H213L215 235ZM227 231L224 234H226ZM147 232H148V230H147ZM141 233H143V232H141ZM195 234H197V233H195ZM199 234H201V233H199ZM245 234H244V237H246ZM82 235H84V234H82ZM145 236H146V234H145ZM85 237H86V235L84 236V238ZM138 237H139V234H138ZM141 237L142 236H140V239L143 238V237L142 238ZM185 237H186V235H185ZM189 237L191 238V236H189ZM193 237H195V236L193 235ZM244 237H242V238H244ZM248 237L250 238V234L248 235ZM192 238H191V240H193ZM214 238H216V237H214ZM252 238H254V237H251V239ZM157 239H158V241L156 242ZM187 239H188V237H187ZM82 240H83V237H82ZM180 241H182V240H180ZM211 241H212V239H211ZM213 241H214V239H213ZM223 241H224V238H223ZM252 241H251V243H254ZM37 242L35 241L36 244H37ZM248 242L250 243V241H248ZM185 243H186V241H185ZM212 243H214V242H212ZM215 243H217V242H215ZM144 244H146V242ZM219 246H223V245H219ZM242 246H244V245H242ZM152 248L150 249L151 252L153 251ZM195 249H196V247H195ZM250 249H252L253 253L257 252L255 248L251 247ZM174 250H176V248ZM157 251H158V249H157ZM252 251L250 253H252ZM163 252L165 253L164 250H163ZM154 253H155V250H154L153 254ZM166 253H167V250H166ZM166 253L164 254L165 259L163 258L164 262H162L160 264H174L172 262L171 258L168 257V255L170 254L169 250H168L169 254H166ZM189 253H192V252H189ZM194 253L197 254L198 251L196 250ZM232 253H234V251ZM141 255H142V253H141ZM161 255H163V253H161ZM165 255H167V257ZM261 255H262V253H261ZM169 256H171V255H169ZM227 256L228 255H225L224 260H227L226 263H229L230 262L229 256H231V254H229L228 257ZM262 257H264V256H262ZM181 258H180V260H181ZM254 258H253V260H254ZM257 258H258V256L256 255V260H257ZM241 259L243 260V262H245L246 259H248V258H246V256L244 258L242 257V258H240L239 262L241 261ZM237 260L238 259H236V261ZM249 261H251V260H249ZM253 262H255V261H253ZM241 264H243V263H241ZM258 264H264V263H262V261H261V262H258Z\"/></svg>",
    "mask_w": 264,
    "mask_h": 264
}]
</instances>
